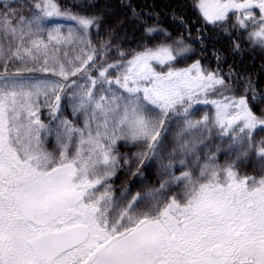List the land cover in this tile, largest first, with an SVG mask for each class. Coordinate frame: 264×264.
<instances>
[{
  "label": "snow or ice",
  "instance_id": "1",
  "mask_svg": "<svg viewBox=\"0 0 264 264\" xmlns=\"http://www.w3.org/2000/svg\"><path fill=\"white\" fill-rule=\"evenodd\" d=\"M18 2L0 0V264H264V176L237 170L250 152L264 161V140H253L264 132V113L249 104L252 82L237 96L231 70L213 71L199 60L173 67L190 51L183 41L175 50L162 44L130 56L117 46L120 59L108 61L111 41L97 49L91 39L101 17L63 10L58 0H35L25 17ZM196 7L214 26L232 14L233 27L264 50V0H197ZM60 20L75 26L65 31ZM145 32L168 35L158 27ZM10 63L20 67L10 72ZM251 99L264 101L254 90ZM62 101L82 127L63 116ZM196 105L214 112L194 119ZM175 119L183 127L161 164L159 188L114 199L118 142L145 146L136 154L139 171L158 156ZM193 132L199 138L186 140ZM213 133L235 160L220 164L217 146L201 162L200 146ZM49 137L58 154L44 147Z\"/></svg>",
  "mask_w": 264,
  "mask_h": 264
},
{
  "label": "trees",
  "instance_id": "2",
  "mask_svg": "<svg viewBox=\"0 0 264 264\" xmlns=\"http://www.w3.org/2000/svg\"><path fill=\"white\" fill-rule=\"evenodd\" d=\"M4 2L8 3L9 0H4ZM34 2L35 0H19L15 6L20 7L23 5L22 14L29 17L30 6ZM58 3L63 10L71 13L101 17L99 32L93 30L91 39L97 49L100 48L102 43L111 41L113 47L107 55L106 59L108 61L120 59L116 50L117 46L130 56L134 51H140L145 47L155 48L162 44L171 45L175 50L180 47L177 42L183 41L184 45L190 47V51L177 55L173 67L177 69L184 68L195 60H199L205 68L213 71L219 68L222 73L227 74L231 70L233 77L230 84L233 94L237 96L244 95L247 82L250 80L252 89L247 93L249 104L257 115L264 113V101L256 102L251 99L252 90L258 98L264 97V50L254 47L249 43L246 34L242 30L233 27L235 17L232 14L229 15L227 23L214 26L204 21L196 7L197 0H58ZM133 8L140 13L139 17H133L131 11ZM145 12L149 15H144ZM55 22L63 23L65 31L67 27L75 26L72 21L60 20ZM146 27H158L168 35L156 33L149 36L145 32ZM224 29H227V31H224ZM234 41L241 45L239 51L234 50ZM69 55H72L71 51ZM217 56L220 57L219 60H217ZM158 66L157 68H159ZM17 67H20L19 63L15 65L10 63L9 71L14 72ZM164 70H167L166 66ZM0 71H2V68H0ZM93 75H95V72ZM22 76L33 79L51 78L48 74L39 72H25L22 73ZM61 107L63 116L73 120L78 126H83L82 118L73 117L66 101H62ZM194 111L193 118L200 119L205 112L211 116L214 109L211 105H196ZM41 119L45 123L50 122L47 110H42ZM166 127L167 132L163 134V148L158 156L146 160L139 171H137L136 154L144 152L146 150L145 146L140 143L118 142L116 150L121 157V167L110 181L114 199L118 201L122 196H130L135 193L144 195L148 191L159 188L162 175L160 172L161 164H167L173 149L178 147L177 135L183 125L179 119H175L168 123ZM194 138H199L197 132L185 136L186 140ZM253 140L255 143L264 140V132L258 129L253 136ZM226 145L227 141H221L213 133L212 137L206 139L204 144L200 146L201 162L205 153L214 152L217 146L221 148L218 153L220 164L223 165L235 160V152L228 150ZM44 147L48 151L58 154L59 149L54 137L47 138ZM124 158H127L128 164H125ZM177 159H174L173 163L176 164L174 171L176 175H179L181 169ZM188 163H192L191 158H189ZM237 170L241 175L260 178L264 176V161H261L257 155L250 152L247 158L237 163ZM172 191L173 193L179 192L180 188L175 187Z\"/></svg>",
  "mask_w": 264,
  "mask_h": 264
},
{
  "label": "rangeland",
  "instance_id": "3",
  "mask_svg": "<svg viewBox=\"0 0 264 264\" xmlns=\"http://www.w3.org/2000/svg\"><path fill=\"white\" fill-rule=\"evenodd\" d=\"M157 67V66H156ZM159 68H157L158 71H165V66L164 67H161V66H158Z\"/></svg>",
  "mask_w": 264,
  "mask_h": 264
}]
</instances>
